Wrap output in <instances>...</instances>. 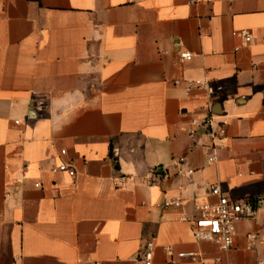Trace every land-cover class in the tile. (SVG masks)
Returning a JSON list of instances; mask_svg holds the SVG:
<instances>
[{"label":"crops","instance_id":"crops-1","mask_svg":"<svg viewBox=\"0 0 264 264\" xmlns=\"http://www.w3.org/2000/svg\"><path fill=\"white\" fill-rule=\"evenodd\" d=\"M210 186L253 210L225 253L192 237ZM149 242L152 264L264 261V0H0V264H143Z\"/></svg>","mask_w":264,"mask_h":264},{"label":"built area","instance_id":"built-area-1","mask_svg":"<svg viewBox=\"0 0 264 264\" xmlns=\"http://www.w3.org/2000/svg\"><path fill=\"white\" fill-rule=\"evenodd\" d=\"M235 35V33H234ZM241 38L245 43L250 42V35L248 33H241ZM179 58L181 61H190L191 55L189 53H180ZM176 85L178 82H174ZM186 94L191 93L193 89L203 90L205 83L200 81L188 82L185 85ZM204 129V135L208 141V148L215 152L220 148L219 142L224 138L225 130L222 125L214 123L211 117L205 119L202 124ZM194 131L191 132L193 134ZM66 152L61 151L60 155L65 156ZM215 157L208 158V163H213ZM53 174L65 173L67 176L74 180L75 172L70 162H62L56 167L51 169ZM179 175L190 178L193 174L192 170H179ZM157 177L155 174L151 177V182H155ZM119 187H123L124 181L120 180ZM38 187V185H35ZM208 194L216 199L213 204H202L198 207V217L193 222L192 237L196 242L211 243L219 251V253L228 252L234 243L236 236V225L250 218L253 215L251 205L246 200H233L229 198L218 186H210L208 188ZM179 201L165 202L163 207H179ZM249 247H253L256 243V237L250 235L248 237ZM165 254L168 257H172L173 253L170 248H165ZM153 258V244L151 242L146 244L145 252L142 257L143 264H152ZM178 260H187L189 262H199L202 260V255L198 252H181L176 254ZM221 259L219 257L214 259V263L220 264ZM255 264H264V261L258 260Z\"/></svg>","mask_w":264,"mask_h":264}]
</instances>
